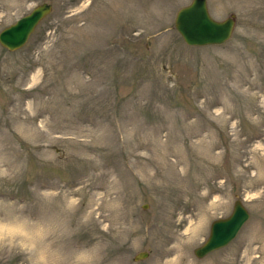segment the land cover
I'll list each match as a JSON object with an SVG mask.
<instances>
[{
	"label": "rangeland",
	"instance_id": "1",
	"mask_svg": "<svg viewBox=\"0 0 264 264\" xmlns=\"http://www.w3.org/2000/svg\"><path fill=\"white\" fill-rule=\"evenodd\" d=\"M41 1L0 0V29ZM47 1L0 45V264H264V0H206L234 26L204 45L173 27L189 0Z\"/></svg>",
	"mask_w": 264,
	"mask_h": 264
},
{
	"label": "water",
	"instance_id": "2",
	"mask_svg": "<svg viewBox=\"0 0 264 264\" xmlns=\"http://www.w3.org/2000/svg\"><path fill=\"white\" fill-rule=\"evenodd\" d=\"M51 10L47 0L36 3L28 12L0 29V45L7 50L22 46L37 23ZM234 26L233 14L222 19L212 17L206 0H189L179 6L174 13L173 27L182 40L189 45L221 43L228 39ZM144 205V204H143ZM249 213L240 198L235 197L230 211L224 216H217L209 222L206 237L192 248L196 257L225 245L230 241ZM147 250H138L134 259L143 258Z\"/></svg>",
	"mask_w": 264,
	"mask_h": 264
}]
</instances>
